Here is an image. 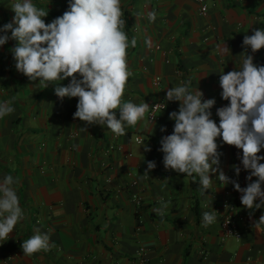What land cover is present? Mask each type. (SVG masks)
Segmentation results:
<instances>
[{"label": "crops", "instance_id": "1", "mask_svg": "<svg viewBox=\"0 0 264 264\" xmlns=\"http://www.w3.org/2000/svg\"><path fill=\"white\" fill-rule=\"evenodd\" d=\"M13 2L0 0V27L13 20ZM33 3L48 7L45 23L68 8V0ZM204 3L203 14L197 0H121L124 30L129 40H137L127 50L132 75L122 102L166 107L154 122L146 113L119 137L107 127L74 119L78 98L61 100L56 85L44 89L18 72L10 51L15 41L0 46V102L11 101L15 109L0 118V180L19 178L15 188L25 213L9 239L0 241V264H137L139 252L145 264H264V224L258 222L264 206L245 208L242 193L232 183H221L218 173H210L212 188L202 194L199 177L192 182V177L165 169L159 150L161 138L173 132L169 114L179 109V102L166 101L167 88L190 80L192 89L203 92L202 99L216 101L210 111L219 124L217 109L229 103L221 97L219 74L239 68L244 35L264 29V0ZM148 11L157 13L154 23L148 21ZM224 44L231 55L220 54L218 46ZM247 53L264 65V48L256 53L248 48ZM116 114L119 118L118 110ZM216 142L219 168L230 180L241 188L254 182L256 177L247 179L242 150L221 138ZM259 155L264 156V149ZM149 161L156 167L145 176ZM234 165L240 168L238 176ZM161 198L168 204L163 215L154 211ZM206 211H216L215 222L207 227ZM228 215L240 239L224 236L221 222ZM37 229L49 233L55 246L24 256L21 244Z\"/></svg>", "mask_w": 264, "mask_h": 264}, {"label": "clouds", "instance_id": "2", "mask_svg": "<svg viewBox=\"0 0 264 264\" xmlns=\"http://www.w3.org/2000/svg\"><path fill=\"white\" fill-rule=\"evenodd\" d=\"M10 8L15 15L11 22L0 27V46L9 40L16 42L10 49L15 68L29 81H39L44 89L50 84L56 85L54 91L61 100L78 98L74 119L85 125L107 127L119 137L126 135V127L136 126L145 119L146 113L161 107V103L150 106L146 102H122L132 75L127 50L134 48L137 40L135 37L129 40L124 30L126 21L121 0H68L67 10L50 23L44 19L49 14L48 7H37L33 0H14ZM146 17L154 23L157 13L148 11ZM146 44L152 46L150 40ZM242 47L245 51L240 54L239 68L219 74L221 97L229 102L217 109L219 124L211 118L210 111L216 101L202 99L203 92L192 89L190 80L167 88L166 101L179 102V109L169 114L174 121L173 132L161 138L159 150L163 153L165 169L192 177V182L199 177L202 194L212 188L210 173H218V180L224 185L232 183L242 193L241 204L252 210L264 206V163L260 162L264 156L259 155L264 149V65L255 64L247 49L256 53L264 48V29L245 34ZM218 50L221 55H231L226 44L218 46ZM68 78L70 83L60 86ZM14 110L11 101L0 102V118ZM217 138L242 150L241 163L250 173L249 181L256 177L254 182L241 188L219 168L221 153ZM141 146L145 151L151 150L144 142ZM155 167V162L149 161L143 175L149 176L148 172ZM233 167L238 176L240 168ZM18 183L19 178L13 175L0 180V241L3 242L25 219L15 188ZM257 199L260 203H256ZM160 202L161 207L154 211L163 215L168 204L162 198ZM215 212L203 213L205 227L215 222ZM258 222L264 224V215ZM54 246L50 234L39 229L21 244L24 256L46 252Z\"/></svg>", "mask_w": 264, "mask_h": 264}, {"label": "built area", "instance_id": "3", "mask_svg": "<svg viewBox=\"0 0 264 264\" xmlns=\"http://www.w3.org/2000/svg\"><path fill=\"white\" fill-rule=\"evenodd\" d=\"M197 2L200 5V11H201V13L204 14L207 11V6L205 5L204 0H197ZM158 80L159 79L156 78L155 84H158ZM69 83L70 82H68L67 85ZM157 103H161V102H156V103H153L152 105H155ZM162 109H164V104L163 103H161V107L159 109H155L154 111L153 110H150L149 113H147L148 120L149 121H153V118H155V120H156L157 113L160 110H162ZM140 140H141L140 138H136V141L139 142ZM134 183L135 182H133V184ZM221 225H222V228H223V231H224V236H226V237H234L236 239H240L241 238V233L235 228V226L233 224V216L232 215H228L227 217H225L222 220ZM139 253H140V256H139V260H138L137 264H145L146 259H145L144 254L142 252H139Z\"/></svg>", "mask_w": 264, "mask_h": 264}, {"label": "trees", "instance_id": "4", "mask_svg": "<svg viewBox=\"0 0 264 264\" xmlns=\"http://www.w3.org/2000/svg\"><path fill=\"white\" fill-rule=\"evenodd\" d=\"M124 18V17H123ZM125 19V18H124Z\"/></svg>", "mask_w": 264, "mask_h": 264}]
</instances>
